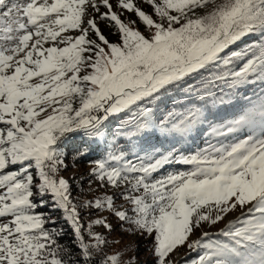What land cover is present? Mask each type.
I'll list each match as a JSON object with an SVG mask.
<instances>
[{
  "label": "snow or ice",
  "instance_id": "6c2138e0",
  "mask_svg": "<svg viewBox=\"0 0 264 264\" xmlns=\"http://www.w3.org/2000/svg\"><path fill=\"white\" fill-rule=\"evenodd\" d=\"M146 2L0 0V264H132L96 226L152 264H264V0ZM94 152L114 191L78 207L62 173Z\"/></svg>",
  "mask_w": 264,
  "mask_h": 264
},
{
  "label": "rangeland",
  "instance_id": "374dc122",
  "mask_svg": "<svg viewBox=\"0 0 264 264\" xmlns=\"http://www.w3.org/2000/svg\"><path fill=\"white\" fill-rule=\"evenodd\" d=\"M111 2L115 5L116 0H111ZM137 6L142 8L146 13L152 14L153 9L152 7L146 2V0H133ZM105 9H101L104 11ZM117 12L123 11L122 19L127 20H136V27L139 28L140 31L145 32V26L137 19L134 13H129L125 10H121L119 8H115ZM156 18L155 16L153 17ZM101 29L104 34L111 40L115 41L117 36L114 35L115 29L111 28L107 23H101ZM196 146H203V140H198ZM93 167L92 163H89L86 159H82L79 161H75L73 163H69V166L66 171L62 173L65 178L70 179V186H71V197L73 198L74 202L78 205L81 202L94 199L98 196H102L105 192L111 194L114 189L112 188H102L99 182L90 175V169ZM171 170V169H169ZM91 181V183H90ZM122 200H117V204H123ZM81 210V219L82 222L86 225L92 220L97 218H106L113 227H116L117 220L110 216L107 212H99L95 209H80ZM220 227H223V223L213 226L211 228L205 227L207 231H217ZM97 232L105 235L109 240V247L106 248V251L109 255L111 254H122L123 259L125 261H129L131 258L132 264H152L153 257L149 251L151 248V242L149 239H146L139 235H129L126 233H122L119 228L111 235L107 232L106 229L96 226L94 229ZM200 235L199 231L195 234L194 237L196 238ZM189 249L187 246H180L175 251L173 258L178 262V264H183V259L190 258L189 257ZM192 256L195 254L192 253Z\"/></svg>",
  "mask_w": 264,
  "mask_h": 264
},
{
  "label": "trees",
  "instance_id": "16d2710c",
  "mask_svg": "<svg viewBox=\"0 0 264 264\" xmlns=\"http://www.w3.org/2000/svg\"><path fill=\"white\" fill-rule=\"evenodd\" d=\"M250 91V89H249ZM101 158V154L99 152H94L91 157L86 159L89 163H92L95 159ZM77 162V161H76ZM68 163H73V161H69ZM93 164V163H92ZM40 211L48 212L49 209L47 208H41ZM52 215L54 218H56L59 221V227L64 228L68 235L64 237V240L61 241V243H67L69 242L70 237L72 236V230L71 228L64 223V221L61 219L62 213L60 211L53 212Z\"/></svg>",
  "mask_w": 264,
  "mask_h": 264
}]
</instances>
